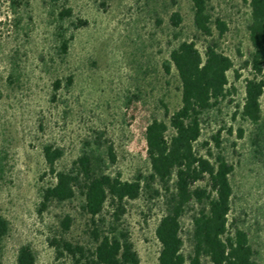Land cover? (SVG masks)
<instances>
[{
  "label": "rangeland",
  "instance_id": "rangeland-1",
  "mask_svg": "<svg viewBox=\"0 0 264 264\" xmlns=\"http://www.w3.org/2000/svg\"><path fill=\"white\" fill-rule=\"evenodd\" d=\"M63 8L71 9L72 16L60 20ZM208 9L211 37L195 30L191 0H0V219L7 223L0 237V264H16L23 246L33 250L35 264H70L56 255L53 239L94 246L80 194L41 209L42 192L54 184L44 145L63 150L60 171L94 152L103 159V173L123 181L141 178L142 191L124 204L118 228L128 234L140 264H158L155 229L167 207L165 194L156 195L158 185L148 181L145 130L153 119L169 126L180 107L177 73L170 66L167 74L164 67L182 41H194L201 54L214 41L233 62L227 73L230 95L202 116L195 149L211 162L220 153L232 165L229 227L246 232L254 259L264 264V90L258 122L241 116L245 83L253 77L249 2L210 0ZM173 13L181 17L178 27L171 24ZM217 19L226 24L223 36L215 29ZM60 24L71 36L66 54L56 35ZM56 80L61 81L57 91ZM109 145L114 163L107 157ZM113 212L108 203L103 216L109 219ZM192 213L189 209L181 220L186 256L191 253ZM65 216L72 225L63 233Z\"/></svg>",
  "mask_w": 264,
  "mask_h": 264
},
{
  "label": "trees",
  "instance_id": "trees-1",
  "mask_svg": "<svg viewBox=\"0 0 264 264\" xmlns=\"http://www.w3.org/2000/svg\"><path fill=\"white\" fill-rule=\"evenodd\" d=\"M50 1L58 3L61 0ZM191 2L195 30L204 37H211L210 0ZM248 2L250 23L247 30L252 47L248 66L253 77L245 83L241 116L255 124L260 118V97L264 90V79L261 78L264 71V0ZM71 16L69 8H63L58 14L60 20ZM170 21L178 27L181 17L173 13ZM215 29L223 36L226 24L217 19ZM56 35L60 51L66 54L71 36L66 37L61 24L57 26ZM170 66L175 69L180 82V107L170 116L169 126L153 119L145 130L151 170L148 181L158 185L156 195L161 194L159 191L165 194L167 207L155 229L160 246L158 264H258L246 232L229 227L232 165L220 153L211 162L195 149L201 136L202 116L230 95L227 73L233 69V62L219 51L214 41L205 46L204 54L194 41H182L169 54V65L164 67L167 74ZM66 83L70 86L72 78H67ZM60 86L59 80L53 84L55 91ZM42 154L47 174L54 179V184L42 192L41 209L48 208L53 202H68L80 194L84 197L83 210L90 217V236L94 243L87 247L63 238L53 239L56 255L68 258L70 264H140L128 234L119 230L118 223L125 212L124 204L139 197L141 178L123 181L119 175L112 177L103 173V159L94 152L83 153L68 171L57 169V163L64 155L61 148L44 145ZM107 157L111 163L116 160L111 145L107 146ZM200 182L205 185L198 186ZM108 203L114 212L106 219L103 210ZM189 209L193 211L191 253L186 256L182 251L181 220ZM71 225V217L65 216L60 223L62 232L66 233ZM6 232L7 223L0 219V237ZM35 260L29 246L19 249L16 264H35Z\"/></svg>",
  "mask_w": 264,
  "mask_h": 264
}]
</instances>
